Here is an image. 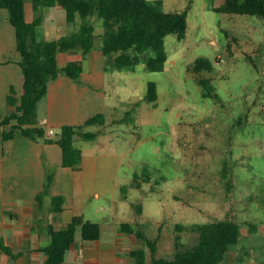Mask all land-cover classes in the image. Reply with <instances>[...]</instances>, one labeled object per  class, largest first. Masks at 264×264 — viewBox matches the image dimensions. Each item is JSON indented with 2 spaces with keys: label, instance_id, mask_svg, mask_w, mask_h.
<instances>
[{
  "label": "rangeland",
  "instance_id": "374dc122",
  "mask_svg": "<svg viewBox=\"0 0 264 264\" xmlns=\"http://www.w3.org/2000/svg\"><path fill=\"white\" fill-rule=\"evenodd\" d=\"M174 3L179 9L189 5L187 31L182 39L165 37L162 70H149L143 61L122 69L108 63V125L98 134L109 139L85 143L117 156L119 171L114 190L97 205L115 212L107 218L111 225L120 219L132 222L145 238L155 239V255L172 252L175 234L180 248L194 245L195 224L231 219L240 235L224 262L264 264V18L214 11L203 0ZM24 4L28 21L40 18L39 39L76 28L58 22L62 13L56 9L36 11L28 0ZM197 57L211 63V72L202 75L210 78L216 97L202 95L191 68ZM148 81L156 83V106L146 98ZM176 224L182 228L176 230ZM130 241V247L145 249L148 264L144 240L133 234Z\"/></svg>",
  "mask_w": 264,
  "mask_h": 264
},
{
  "label": "trees",
  "instance_id": "16d2710c",
  "mask_svg": "<svg viewBox=\"0 0 264 264\" xmlns=\"http://www.w3.org/2000/svg\"><path fill=\"white\" fill-rule=\"evenodd\" d=\"M34 10L59 6L65 12V20L73 23V32L61 34L54 39H38L36 27L40 23L37 17L32 21L25 18L24 0H0V8L5 9L7 20L14 29L15 49L19 55L22 72V92L16 96L12 86L6 101L12 109L0 119L1 140L11 139L15 129L29 138L38 139L46 135L45 128L36 122V105L47 91L49 81L59 73H64L75 81H80L82 65L80 60L72 59L63 66L57 63V53L79 50L82 54L89 52L95 45V25L93 19H101L103 30L100 49L105 57V70L108 63L117 69L133 68L139 62H145L149 70H162L166 60L164 52L165 37L174 34L182 39L187 31L188 4L180 10L165 11L161 0H31ZM207 7L214 11L235 14H251L264 18V0H222L215 5L214 0H206ZM151 53V55H148ZM197 74L196 81L202 88L203 96H215L210 85V78L202 73H210L212 66L205 57H197L191 63ZM146 98L156 106L157 88L154 81L147 82ZM104 114L96 113L87 118L82 125H102ZM81 125H62L60 131L51 141H55L62 151V165L74 167L81 159V151L73 144L75 135L84 139L94 138L98 132L81 131ZM134 176V175H133ZM47 175L43 194L50 183ZM139 186V181L133 177ZM62 195L53 197L54 210H61ZM255 230L254 224H249ZM198 231L197 242L187 248H180L179 235L173 236L172 252L155 255V239L145 238L138 225L122 222L120 230L134 234L143 239L150 250L148 264H217L230 245L236 243L240 235L239 224L231 219L193 225ZM84 240H94L100 234L97 222L74 215L67 223L48 225L50 243L43 247L45 259L43 264H61L64 254L74 243L77 228ZM176 230L182 228L175 225ZM4 251L8 249L0 246ZM135 264L145 262V249L134 248L130 251Z\"/></svg>",
  "mask_w": 264,
  "mask_h": 264
},
{
  "label": "crops",
  "instance_id": "0c3cea01",
  "mask_svg": "<svg viewBox=\"0 0 264 264\" xmlns=\"http://www.w3.org/2000/svg\"><path fill=\"white\" fill-rule=\"evenodd\" d=\"M28 1L33 8L31 0ZM174 1L161 0L162 8H170L165 11L180 10ZM183 1L185 3L187 0ZM47 8L60 11L62 17L57 21L66 22L62 8ZM0 16L5 19V22H0L2 119L12 109L6 101L10 86L16 96L22 92V72L15 49L14 29L4 10L0 9ZM93 22H97L96 26L99 27L96 28V39H100L99 34L103 29L97 19H93ZM72 59L81 61L80 81L59 73L48 82L45 96L37 102L36 122L45 128L44 137L29 138L20 129H15L11 139L2 141L0 127V246L8 249L6 252L0 247V264H43L45 255L42 249L50 243L48 225L67 223L74 215H82L84 219L97 222L100 234L94 240H84L78 227L74 243L66 250L61 264H135L134 257L130 255L134 248L129 245L133 234L120 230L121 219L112 225L108 223L107 218L115 212L101 210L96 202L116 186L118 157L100 152L99 148L88 147L85 142L90 139L81 138L78 134L74 136L73 144L80 149L81 159L74 167L64 166L60 146L49 140L57 135L62 125H81V131L95 132L103 124L108 125L106 118L102 125H82L96 113L105 114L108 106L107 71L100 43H95L85 54L79 50L57 53L59 66ZM50 129L52 132H49ZM104 137L109 139V135L105 136L101 132L93 139L102 141ZM113 164L115 167L111 170ZM48 174L51 176L50 183L38 199ZM57 195H62L61 210H54L53 207V197ZM106 230L109 235L104 237ZM224 259L217 264H232L224 262Z\"/></svg>",
  "mask_w": 264,
  "mask_h": 264
},
{
  "label": "built area",
  "instance_id": "2783aa9c",
  "mask_svg": "<svg viewBox=\"0 0 264 264\" xmlns=\"http://www.w3.org/2000/svg\"><path fill=\"white\" fill-rule=\"evenodd\" d=\"M49 132H52V129H50Z\"/></svg>",
  "mask_w": 264,
  "mask_h": 264
}]
</instances>
